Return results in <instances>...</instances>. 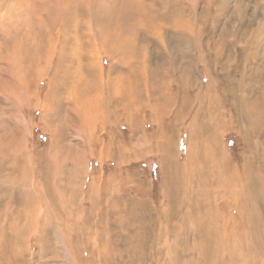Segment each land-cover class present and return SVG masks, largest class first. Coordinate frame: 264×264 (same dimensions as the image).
<instances>
[{
    "label": "rangeland",
    "instance_id": "rangeland-1",
    "mask_svg": "<svg viewBox=\"0 0 264 264\" xmlns=\"http://www.w3.org/2000/svg\"><path fill=\"white\" fill-rule=\"evenodd\" d=\"M0 264H264V0H0Z\"/></svg>",
    "mask_w": 264,
    "mask_h": 264
},
{
    "label": "bare ground",
    "instance_id": "bare-ground-1",
    "mask_svg": "<svg viewBox=\"0 0 264 264\" xmlns=\"http://www.w3.org/2000/svg\"><path fill=\"white\" fill-rule=\"evenodd\" d=\"M261 182V181H260ZM262 184V183H261ZM262 186V185H261ZM253 243V242H252ZM253 247V246H252ZM255 251V250H254Z\"/></svg>",
    "mask_w": 264,
    "mask_h": 264
}]
</instances>
